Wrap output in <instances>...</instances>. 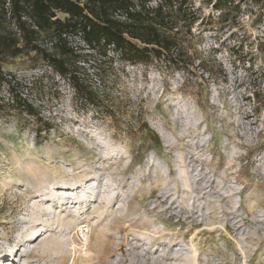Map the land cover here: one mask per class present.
<instances>
[{
	"label": "rangeland",
	"instance_id": "rangeland-1",
	"mask_svg": "<svg viewBox=\"0 0 264 264\" xmlns=\"http://www.w3.org/2000/svg\"><path fill=\"white\" fill-rule=\"evenodd\" d=\"M171 2L177 68L79 32L2 59L0 264H264V2ZM73 183L93 190L74 208ZM79 221L89 256L70 247Z\"/></svg>",
	"mask_w": 264,
	"mask_h": 264
},
{
	"label": "trees",
	"instance_id": "trees-1",
	"mask_svg": "<svg viewBox=\"0 0 264 264\" xmlns=\"http://www.w3.org/2000/svg\"><path fill=\"white\" fill-rule=\"evenodd\" d=\"M137 1L140 6H136L134 0H1L2 5L8 3L7 11L21 37L17 40L0 32V63L7 55L20 54L24 48L39 51L41 48L35 41L40 32L54 34L55 42L64 40L71 32H79L84 43L109 47L119 60L142 63L147 68L156 59L177 68L179 61L167 52L172 41L164 39L159 33L172 27L173 18L168 10V7H172L171 0H159L152 8L146 6L148 0ZM176 1V5L173 3L175 11L184 16L185 9L180 6L182 0ZM251 1L255 4L264 2ZM209 2L213 3L215 10L233 7V0ZM59 13L64 17H60ZM113 13H119L123 19H116ZM136 40L141 41L142 45ZM18 42L23 46H19ZM42 55L61 73H67L71 81L74 79L61 60L51 58L47 52Z\"/></svg>",
	"mask_w": 264,
	"mask_h": 264
},
{
	"label": "bare ground",
	"instance_id": "bare-ground-1",
	"mask_svg": "<svg viewBox=\"0 0 264 264\" xmlns=\"http://www.w3.org/2000/svg\"><path fill=\"white\" fill-rule=\"evenodd\" d=\"M93 186V185H92ZM66 189H70L72 190V194H71V199L68 200V202H66V204H70L69 206H72L73 208L76 206V204H80V203H83L84 201H86L84 198L81 197V192H83L85 189L88 190V192L91 194L90 196H92L93 194V190L90 192V189L88 187H81L79 186V184L77 183H73V184H70L69 186L65 187ZM77 189H79V192L76 191ZM81 194V195H79ZM62 204H60V206H62ZM75 233H76V236L77 238L79 239V243L78 245L72 243L70 244V247L73 248V250L75 251V249H79L81 251V253L85 254L86 256H89L91 255V250L88 248L87 246V243H88V233H89V226L88 225H85L82 221H79L77 226H76V229H75ZM21 240H19L18 243H20ZM33 251V249H32ZM79 253V252H78ZM3 256H6L7 255H3Z\"/></svg>",
	"mask_w": 264,
	"mask_h": 264
}]
</instances>
